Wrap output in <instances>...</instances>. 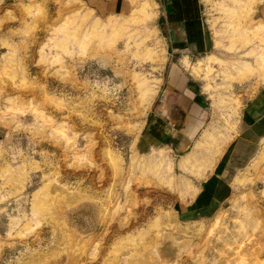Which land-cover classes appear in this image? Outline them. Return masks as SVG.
Instances as JSON below:
<instances>
[{"label": "rangeland", "instance_id": "1", "mask_svg": "<svg viewBox=\"0 0 264 264\" xmlns=\"http://www.w3.org/2000/svg\"><path fill=\"white\" fill-rule=\"evenodd\" d=\"M94 1L0 0V264H264V118L217 211L182 214L175 180L211 169L147 142L176 105L160 1ZM204 4L208 49L181 65L208 115L192 139L228 159L264 95V0Z\"/></svg>", "mask_w": 264, "mask_h": 264}, {"label": "crops", "instance_id": "2", "mask_svg": "<svg viewBox=\"0 0 264 264\" xmlns=\"http://www.w3.org/2000/svg\"><path fill=\"white\" fill-rule=\"evenodd\" d=\"M90 1L95 2L94 0ZM159 1V13L164 22L162 29L166 32V47L171 53L168 65V86L170 87L168 91L176 95V98H174L176 105L158 106L155 109L153 117L146 123L147 129L145 135L149 145H151L150 143L157 144L159 139L161 141L171 139L178 145V148L171 146L172 150L182 152V150L186 149V154L178 161V168L182 172L202 178L208 171L206 169H211L207 173L211 174L209 179L198 187L192 188V186L187 185L189 182L185 178L183 180H175L177 184L175 186L172 185V188L175 190L186 192L191 190L190 192H192L190 193L191 197L189 196L187 201H185L189 203H184L186 207L182 214L193 213L198 217H210L221 206V203L228 198L227 194H225L228 185L227 182L225 183L224 180H221V176L229 174V170L239 169L236 165L237 162L242 163L243 159L248 158L239 154L238 147L251 148L257 142L258 133L254 127L264 118V95L262 93L257 94L250 101L252 102L250 108L246 106L243 111L242 119L249 126L247 125L241 136L234 140L228 159H226L227 153L222 152L219 156H213V159L209 158L211 162L201 171H194L191 165L187 163L191 169L185 163V158L194 154L195 148L192 134L195 133V129L207 120L208 115L202 112L200 104L193 103L192 98L189 97L193 88L187 86L188 77L185 76L182 70L184 67L181 65L190 63L191 57L195 54L201 55L202 53H206L208 49V42L206 40L208 30L204 20L203 8L204 3H209L210 0ZM100 8L102 12H106L107 10L105 6L100 5ZM260 14L264 17V7ZM211 57L213 56H207L206 59ZM218 159L219 161L215 163ZM183 169L185 170L183 171ZM234 173L236 171H233L231 174L234 175ZM185 219L187 220L188 218Z\"/></svg>", "mask_w": 264, "mask_h": 264}, {"label": "bare ground", "instance_id": "3", "mask_svg": "<svg viewBox=\"0 0 264 264\" xmlns=\"http://www.w3.org/2000/svg\"><path fill=\"white\" fill-rule=\"evenodd\" d=\"M258 73H259V71H258ZM246 75H247V73H245ZM244 74V75H245ZM243 74H241V76H242ZM250 75H253V73L252 74H250ZM254 76V75H253ZM258 76V75H257ZM240 77V76H239ZM238 77V81H241V80H243L244 78V76L243 77H241V78H239ZM247 77V76H246ZM250 78H251V76H249ZM243 78V79H242ZM213 142V141H212ZM223 142V141H222ZM206 147V144H205V141H199L198 143H197V145H196V148L198 149V150H194L193 152H194V154L193 155H190L189 157H188V155H187V157L188 158H185V163L187 164H189V165H191V167L194 169V171L196 170V171H201L202 169H204V167L209 163V162H211V160L209 159V158H211V159H213L212 157L215 155V149H213L212 148V146L211 147H208V148H205ZM183 157V156H182ZM182 159V158H181ZM199 159H201L200 161L202 162L203 161V163L198 167H196L195 166V163H196V161L198 160L199 161ZM183 162H184V160H183ZM184 163V164H185ZM181 164V163H180ZM185 164V165H186ZM187 164V165H188ZM186 165V166H187ZM188 165V166H189ZM209 165V164H208ZM207 165V166H208ZM211 165V164H210ZM183 166V165H182ZM182 166H181V168H182ZM187 166V167H188ZM179 167V166H178ZM190 167V166H189ZM190 167V168H191ZM191 168V169H192ZM190 169V170H191ZM185 169H183V171H184ZM193 171V170H192ZM188 172V171H187ZM205 172V171H204ZM195 173V172H194ZM201 174H203V173H201ZM192 175V174H191ZM195 176V175H194ZM200 176H202V175H200ZM199 176V177H200ZM183 180V179H182ZM241 180V179H240ZM181 182V181H180ZM188 182V181H187ZM184 184V183H183ZM183 184H182V186H183ZM187 185H189V184H187ZM185 188V187H184ZM187 188V187H186ZM191 189V188H190ZM191 191V190H190ZM190 193H192V192H190Z\"/></svg>", "mask_w": 264, "mask_h": 264}]
</instances>
